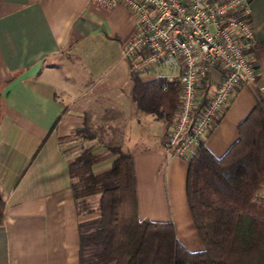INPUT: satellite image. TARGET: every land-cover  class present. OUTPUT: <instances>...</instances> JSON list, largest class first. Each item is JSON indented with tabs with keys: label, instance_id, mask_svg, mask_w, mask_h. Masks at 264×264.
Listing matches in <instances>:
<instances>
[{
	"label": "crops",
	"instance_id": "1",
	"mask_svg": "<svg viewBox=\"0 0 264 264\" xmlns=\"http://www.w3.org/2000/svg\"><path fill=\"white\" fill-rule=\"evenodd\" d=\"M249 12L257 71L200 140L216 158L264 99V0H249ZM132 28L120 4L0 0V264H78L77 225L97 216L96 197L74 199L68 163L88 150L99 158L92 167L99 175L110 166V145L131 157L138 218L170 223L186 251H202L185 200V161L165 149L162 124L130 100L121 49ZM206 74L211 94L219 73Z\"/></svg>",
	"mask_w": 264,
	"mask_h": 264
},
{
	"label": "trees",
	"instance_id": "2",
	"mask_svg": "<svg viewBox=\"0 0 264 264\" xmlns=\"http://www.w3.org/2000/svg\"><path fill=\"white\" fill-rule=\"evenodd\" d=\"M131 82L135 108L152 115L169 134L178 109L176 81L164 90L155 78L142 81L132 75ZM210 90L204 74L195 84L198 98L183 136L206 106ZM106 150L112 160L99 175L92 173L99 158L88 150L68 163L74 199L96 197L90 211L97 216L77 225L78 264H264V99L237 124L235 141L220 157L199 142L183 158L185 200L200 252L186 251L170 223L138 218L131 157L119 145Z\"/></svg>",
	"mask_w": 264,
	"mask_h": 264
},
{
	"label": "built area",
	"instance_id": "3",
	"mask_svg": "<svg viewBox=\"0 0 264 264\" xmlns=\"http://www.w3.org/2000/svg\"><path fill=\"white\" fill-rule=\"evenodd\" d=\"M122 5L133 19L121 57L137 77L148 76L178 86V109L164 144L185 158L229 102L235 88L251 84L257 71L249 0H95ZM219 79L190 132L183 136L196 102L195 84L208 71Z\"/></svg>",
	"mask_w": 264,
	"mask_h": 264
},
{
	"label": "rangeland",
	"instance_id": "4",
	"mask_svg": "<svg viewBox=\"0 0 264 264\" xmlns=\"http://www.w3.org/2000/svg\"><path fill=\"white\" fill-rule=\"evenodd\" d=\"M127 141H128V144H127V145H129L130 150L133 151V150H132V139H129V140H127ZM136 149H137V148H136ZM102 152H103V151H102ZM69 154H70V152H69ZM99 156H100V155H99ZM69 157L72 158V155L70 154ZM101 157H102V159H103V158H105L106 156H105L104 154H102ZM109 159H110V157L107 156V162H109ZM94 202H95V199H92V200L90 201L91 204H93Z\"/></svg>",
	"mask_w": 264,
	"mask_h": 264
}]
</instances>
